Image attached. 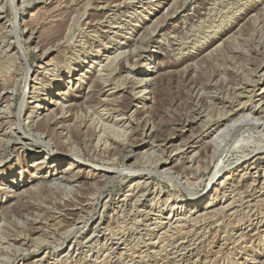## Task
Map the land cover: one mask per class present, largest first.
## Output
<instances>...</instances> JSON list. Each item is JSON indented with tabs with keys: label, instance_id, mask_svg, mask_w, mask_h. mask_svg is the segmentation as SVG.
Listing matches in <instances>:
<instances>
[{
	"label": "rangeland",
	"instance_id": "374dc122",
	"mask_svg": "<svg viewBox=\"0 0 264 264\" xmlns=\"http://www.w3.org/2000/svg\"><path fill=\"white\" fill-rule=\"evenodd\" d=\"M149 67L151 97L123 110ZM262 68L264 0H0V264H264ZM231 103L263 121L215 150ZM69 150L123 174L38 170Z\"/></svg>",
	"mask_w": 264,
	"mask_h": 264
},
{
	"label": "bare ground",
	"instance_id": "6f19581e",
	"mask_svg": "<svg viewBox=\"0 0 264 264\" xmlns=\"http://www.w3.org/2000/svg\"><path fill=\"white\" fill-rule=\"evenodd\" d=\"M127 2V1H126ZM161 4H162V2H158V6H161ZM154 5H156V4H154ZM216 5V4H215ZM178 9V8H177ZM215 11V10H214ZM120 14V13H119ZM17 15V14H16ZM15 19H17V18H15ZM15 23V22H14ZM16 23H18V22H16ZM15 23V25H16V27L18 28V24H16ZM20 24V23H19ZM15 27V28H16ZM159 27V26H158ZM15 28H14V30H15ZM199 28V27H198ZM13 31V30H12ZM17 31V30H16ZM15 31V32H16ZM20 31V30H19ZM201 31V30H200ZM15 32H12V33H15ZM188 32V31H187ZM19 33V32H18ZM17 35V34H16ZM16 35H13V36H16ZM16 37H18V36H16ZM16 39V38H15ZM22 39V38H21ZM12 41H14V40H12ZM11 41V42H12ZM16 43H17V45H15V44H13V43H11V44H9L8 46L9 47H7V48H9L10 50H12L13 52L15 51L16 52V54H17V56H16V54H14V56H16V57H18V60H20L21 61V64H23L24 65V68H26L27 69V71H28V74H27V79H26V84L27 85H29V81L30 80H33V75H34V73L35 72H33L32 73V67L30 66V64H29V61H28V57H26L27 55H24L23 54V50H21V47H20V41L17 39V41H16ZM22 45V44H21ZM22 47H23V45H22ZM121 49H124L125 47H120ZM12 52V53H13ZM19 52H21V54H19ZM124 52V51H123ZM122 52V53H123ZM179 52V51H178ZM13 55V54H12ZM9 56V55H8ZM15 57V58H16ZM10 58H13L12 56L10 57ZM14 58V59H15ZM8 60V59H7ZM107 61V60H106ZM99 62V61H98ZM19 63V62H18ZM20 64V65H21ZM149 64H151V63H148V65ZM114 65V64H113ZM2 67V66H1ZM20 68H22V66H20ZM47 70V69H46ZM166 70V69H165ZM23 71V70H22ZM150 71V67L148 68V69H146V70H142L141 72H139V73H137V75L138 76H140L141 77V79L143 80V85H142V87L141 88H143L140 92H134V94H132L133 96H132V102H131V104H130V106H128V107H125V109H123V110H127L128 112H132V110H133V108L135 107V106H137V105H134V102H137L138 101V99H137V97H138V95H140V99L141 98H143L144 100H143V102L142 103H144L145 102V100L147 99V98H149V97H151V95H150V92H148V89H149V85L147 84V76L148 75H151L153 72H149ZM16 72V71H15ZM26 72V71H25ZM262 72V73H261ZM261 75H260V77H261V82L263 81L264 82V68H262L261 69ZM42 73V72H41ZM40 74H39V72H38V74H36V77H35V81H37V80H41L42 81V79H39V76ZM125 75V74H124ZM42 77H43V75H42ZM84 77V74L81 76V78L79 79H74V80H82V78ZM4 79V78H3ZM24 80V79H23ZM32 82V81H31ZM72 81H71V79H69L68 80V83L70 84ZM25 83V82H24ZM34 83V82H33ZM26 86V85H25ZM33 87V86H32ZM36 85H34V91L36 90ZM256 89V88H255ZM27 90V89H26ZM34 91L32 92V93H34ZM139 91V90H138ZM194 93V92H193ZM55 95V94H54ZM56 95H60V93H57ZM130 95V94H129ZM25 96H27V95H25ZM129 98V97H128ZM33 99V98H32ZM130 99V98H129ZM52 100V99H51ZM51 100H49L48 102H46L45 103V105H44V107H40V108H38L39 106H37V108H38V110H37V114L38 115H41V114H43L45 111H50L51 110V105L53 106V104H55V103H53ZM131 101V100H130ZM70 102V101H69ZM123 103V102H122ZM126 103V102H125ZM124 103V104H125ZM129 104V103H128ZM128 104H126V106L128 105ZM244 104V103H243ZM243 104H239V105H235L234 103L232 104L231 103V105L229 106L230 107V113L231 114H229V112H228V116H226V119L224 120L225 122H224V124H223V126L222 125H219L218 126V129H216L219 133L217 134V137H216V142H213L214 143V148H215V150H216V148H219L220 146H222L221 144H223V142H225V140L226 139H228L229 137H231L232 135H233V133H235V132H237L239 129H240V127H238V124H239V122L240 121H243L242 122V124L243 123H247V124H253V125H260L261 124V122L263 121L262 120V117H258V116H256V114H258V110L256 109V108H250V107H248L247 105H243ZM261 104V103H260ZM48 106H50V107H48ZM146 106V105H145ZM22 107V106H21ZM123 107V108H124ZM107 108V107H106ZM215 110V109H214ZM23 111V110H22ZM97 112V111H96ZM104 112V111H103ZM117 112H119L118 110H117ZM16 114H17V112H15ZM14 113V114H15ZM22 113V112H21ZM126 113V112H125ZM133 114V113H132ZM260 114V113H259ZM18 115V114H17ZM46 115H49V113H47ZM227 115V114H226ZM261 115V114H260ZM19 116H21V115H19ZM263 116V115H262ZM18 117V116H17ZM21 118V117H20ZM20 118H19V120H20ZM52 118H54V117H52ZM115 118V117H114ZM264 118V117H263ZM210 119V118H209ZM212 119V118H211ZM18 120V121H19ZM57 120V119H56ZM262 120V121H261ZM58 121V120H57ZM16 123H17V121H15ZM20 122H21V120H20ZM20 122H18V123H20ZM222 122V121H221ZM51 123V122H50ZM53 123L55 124V123H57L56 121H54L53 120ZM128 123V122H127ZM209 123V122H208ZM208 123H206V124H208ZM241 123V122H240ZM24 124V123H23ZM49 124V123H48ZM20 125V124H19ZM263 125V124H262ZM109 126V125H108ZM129 126V125H128ZM21 127V126H20ZM18 128V127H17ZM19 130V129H18ZM53 130V129H52ZM19 131H22V130H19ZM23 132V131H22ZM24 132H25V130H24ZM23 132V133H24ZM78 132V131H77ZM3 133V132H2ZM63 133V132H62ZM74 133V132H73ZM76 133V132H75ZM61 134V133H60ZM79 134V135H78ZM77 135H78V137L80 136V133H78ZM22 135V134H21ZM43 135V134H42ZM76 135V134H75ZM242 135V134H241ZM30 136H32V135H30ZM29 136V137H30ZM56 136V135H55ZM74 136V135H73ZM25 137H26V135H25ZM58 137V136H57ZM75 137V136H74ZM85 137V136H84ZM135 137V136H134ZM242 137H244V136H242ZM251 137V136H250ZM31 138V137H30ZM61 138V137H60ZM73 138V137H72ZM168 138V137H167ZM245 138V137H244ZM240 139V140H238L239 142L238 143H236V144H241V142H245L246 140L245 139ZM53 139V138H52ZM215 139V138H214ZM250 139H252V138H250ZM249 139V140H250ZM26 140H29V139H26ZM36 140V139H35ZM42 140V139H41ZM211 140H213V139H211ZM245 140V141H244ZM252 140H254V139H252ZM36 141H40V140H36ZM59 141V140H58ZM248 141V140H247ZM32 142V141H31ZM41 142V141H40ZM44 144H47V146H52L51 145V143L49 142V141H46V142H44V141H42ZM41 142V143H42ZM63 142V141H62ZM211 142V141H210ZM34 143V142H33ZM29 144V145H32V149H33V151H34V154H32V155H39V152L37 151V150H39V148L35 145V144ZM55 143V142H54ZM99 143V142H98ZM242 143V144H243ZM246 143V142H245ZM251 144V143H250ZM25 145V144H24ZM27 145V144H26ZM57 145V144H56ZM98 145V144H97ZM246 145H247V143H246ZM112 147V146H111ZM213 148V149H214ZM36 150V151H35ZM70 150L72 151V149L70 148ZM67 151L65 154H63V155H56V159H54V160H52L51 162H52V164H51V162H48V161H46L45 159H39V161H37L36 163V165H37V167H39L38 168V170H43V169H45V168H47V166H48V169H52V171H58V170H62V168L63 167H69V168H75V169H77V168H82V167H84V168H86V169H88V172L87 173H90L91 175H98V174H103L104 176L106 175H108V178L106 179V183H108V182H110V181H113V180H115L116 178H118L119 176H121L122 174H123V171L122 170H118V169H112V168H107V167H104V166H102V167H99V166H97V165H94V164H92L90 161H88L89 160V154H85V152L83 153V152H76V153H72L71 151ZM215 150H213V151H215ZM220 150V149H219ZM80 151V150H79ZM180 151V150H179ZM217 152H218V149H217ZM215 153V152H214ZM91 154V153H90ZM69 155H73L74 156V158H72V159H67L68 157H69ZM195 155V154H194ZM92 156V155H91ZM212 156V155H211ZM32 157V156H31ZM97 157V156H96ZM200 157V156H199ZM114 158V157H113ZM92 159V158H91ZM112 160V159H111ZM159 161V160H158ZM122 162V161H121ZM160 162V161H159ZM238 163H240V162H238ZM252 164L249 162V161H246V162H244L243 164H241L240 163V165H238L237 167H236V169L235 170H239L240 168H243V169H247V170H249V169H251V167L253 166H251ZM217 167H218V165H217ZM220 167V166H219ZM224 166H222L221 165V167L220 168H218V169H216V172L214 173V175H213V177H212V179H211V183L209 184V185H211V189L213 190L214 189V187L216 186V181H215V179L217 178V177H219V175L221 174V173H223L222 171L224 170V168H223ZM226 169V168H225ZM52 171H51V173H52ZM63 171V170H62ZM139 172V171H138ZM61 173H63V172H61ZM134 173H135V171H134ZM167 174V173H166ZM103 175H101V176H103ZM55 176V174H52V175H50V177H54ZM110 176V177H109ZM33 177H36V175L34 174L33 175ZM48 176H45L44 178H47ZM140 178H142V179H146L145 178V175L144 174H142V175H140ZM229 178V177H228ZM228 178H226L227 180H228ZM2 180H3V183H6V184H8L9 186H7V188L8 189H10V188H12V187H19L20 186V184H22V183H26L27 182V180H25V178L24 177H22V180H20L19 181V179L18 178H14V179H11L10 178V175H4L3 177H2ZM218 180V179H217ZM227 180H225V181H223V183H225V182H227ZM235 180V179H234ZM214 181L216 182V183H214ZM140 183V182H139ZM228 183V182H227ZM253 183V182H252ZM143 184V183H142ZM5 185V184H4ZM145 185V184H144ZM187 185V184H186ZM60 186V185H59ZM140 186V185H139ZM86 187V186H85ZM135 187V186H134ZM185 188H187V187H185ZM249 190V189H248ZM6 192V191H5ZM5 192H4V195H5ZM209 192H211V190L210 191H208V193H204V194H200V195H197V194H194V193H192L193 195H191V199L189 200V201H178V202H176V204H181V206L179 207L181 210H184V211H186V210H188L187 208H189V210L190 211H193L194 209H197V208H199V207H203L204 206V202H205V200L207 199V196L209 195ZM235 198V197H234ZM261 198V197H260ZM214 199V198H213ZM215 200V199H214ZM264 200V199H263ZM125 201H126V198L123 200V202L125 203ZM73 202H74V200H73ZM119 202H121V201H119ZM215 202V201H214ZM211 203H213L212 201H210L208 204H207V206H206V208H208L209 207V205H212ZM264 203V202H263ZM123 204V203H122ZM205 204H206V202H205ZM70 207H71V205H70ZM176 207H178V206H171V210H170V213L172 214L173 212H174V210H176ZM263 207V206H262ZM75 208V207H74ZM205 208V209H206ZM254 209V208H253ZM69 210H71V211H74V209H69ZM223 210V209H222ZM225 210V209H224ZM123 211V210H122ZM210 211V210H209ZM186 213V212H185ZM228 213V212H227ZM179 214V213H178ZM175 216L177 215V213H175L174 214ZM226 216V215H225ZM204 217V216H203ZM79 218V217H78ZM195 218V217H194ZM137 221V220H136ZM192 221V220H191ZM220 222V221H219ZM177 224V223H176ZM115 226V225H114ZM137 226V225H136ZM74 228V227H73ZM123 228V227H122ZM3 229V228H2ZM139 229V228H138ZM170 229V228H169ZM34 230V229H33ZM70 230V229H69ZM68 230V231H69ZM73 230V229H72ZM94 230H96V229H94ZM152 231V230H151ZM34 232V231H33ZM199 232V231H198ZM0 233H3V231H1ZM31 233H32V231H31ZM33 234V233H32ZM217 234V233H216ZM34 235V234H33ZM94 235V234H93ZM187 236V235H186ZM90 237V236H89ZM244 237V236H243ZM35 239V238H34ZM115 239V238H114ZM15 240V239H14ZM133 240V239H132ZM4 241V240H3ZM45 241V240H44ZM124 241V240H123ZM130 241V240H129ZM30 242V241H29ZM126 242V241H125ZM139 243V242H138ZM73 245V244H72ZM7 246V245H6ZM12 246H13V244H12ZM182 246V245H181ZM2 247V246H1ZM5 247V246H4ZM180 247V246H179ZM170 248V247H169ZM5 249V248H4ZM17 252V251H16ZM19 252V251H18ZM131 252V251H130ZM129 252V253H130ZM7 256V255H6ZM146 257V256H145ZM176 257V256H175ZM185 257V256H184ZM97 258V257H96ZM234 258V257H233ZM9 259V258H8ZM146 259V258H145ZM213 260V259H212ZM122 262V261H121ZM8 263V262H7ZM260 264V263H259Z\"/></svg>",
	"mask_w": 264,
	"mask_h": 264
}]
</instances>
